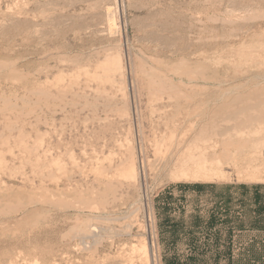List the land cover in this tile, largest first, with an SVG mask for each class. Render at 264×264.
Masks as SVG:
<instances>
[{"label": "rangeland", "instance_id": "rangeland-1", "mask_svg": "<svg viewBox=\"0 0 264 264\" xmlns=\"http://www.w3.org/2000/svg\"><path fill=\"white\" fill-rule=\"evenodd\" d=\"M0 264H264V0H0Z\"/></svg>", "mask_w": 264, "mask_h": 264}, {"label": "bare ground", "instance_id": "bare-ground-1", "mask_svg": "<svg viewBox=\"0 0 264 264\" xmlns=\"http://www.w3.org/2000/svg\"><path fill=\"white\" fill-rule=\"evenodd\" d=\"M210 156H211V154H210ZM226 156H227V155H226ZM206 161H207V160H205V162H206ZM189 163H190V162H189ZM200 164H202V163H200ZM219 164H220V163H219ZM202 165H203V164H202ZM209 165H210V164H209ZM212 165H213V164H212ZM194 166H195V165H194ZM194 166H193V167H194ZM197 167H198V165H197ZM199 167H200V168H198V173L200 174V173H202V171H203V170L205 169V167H207V166L204 167V166H201V165H200ZM218 167H219V166H218ZM191 168H192V167H191ZM195 168H196V167H195ZM213 168H214V167H213ZM213 168H212V169H207V170L205 169V170L210 172V171L214 170ZM221 168H222V167H221ZM204 174H207V173H204ZM204 174H203V175H204Z\"/></svg>", "mask_w": 264, "mask_h": 264}]
</instances>
